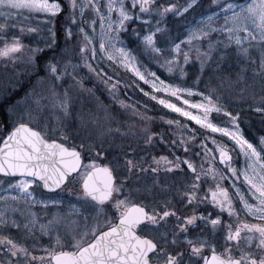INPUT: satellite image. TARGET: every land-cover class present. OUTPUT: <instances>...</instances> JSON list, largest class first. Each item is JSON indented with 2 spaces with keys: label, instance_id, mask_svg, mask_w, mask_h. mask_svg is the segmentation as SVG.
Returning <instances> with one entry per match:
<instances>
[{
  "label": "snow or ice",
  "instance_id": "obj_1",
  "mask_svg": "<svg viewBox=\"0 0 264 264\" xmlns=\"http://www.w3.org/2000/svg\"><path fill=\"white\" fill-rule=\"evenodd\" d=\"M198 8H203L201 0H0V62H6L5 67L22 64L25 69H40L44 49L24 44L20 34L9 35L14 29L16 33L37 31L26 29V20L19 22L25 11L27 19L32 14L43 15L51 25L45 47L56 43L55 17L61 14L67 16L66 43L76 41L62 50L59 58L53 56L46 62L43 76H37L44 87L26 93V106L16 114L6 134L0 135V264H264V136L254 143L244 135L241 114L229 110L222 88L200 91L197 85L188 87L180 79L186 75L183 65L189 61H199L203 69L214 55L227 58L229 46L235 44L237 56L247 66L235 81L221 77L220 83L237 89L233 94L242 101L248 94L255 111L264 117V56L253 59L250 53L257 46L264 52V0H210L199 20L188 23L184 39L172 40L171 50L165 54L158 45L162 25L170 16L186 18L185 14ZM136 22L145 26L132 28V34L142 42L141 55L166 68L173 74L171 78L162 79L146 67L141 70L138 57L121 35ZM105 58L130 68L150 85V91L139 89L145 96L210 130L211 134L199 141L200 151H195L196 129L189 130L178 120L168 121L179 125L176 138L168 139L147 126L150 117L123 100L119 103L131 109L129 119L136 123L113 128L117 121L112 111L97 102L98 107L80 118L85 128L94 125L103 129L101 139L89 135L92 142L85 146L69 145L66 136L64 142L55 137L44 123L47 108L67 114L73 105V87L78 88L77 99L83 92L93 94L84 87L77 69L83 67L95 74L116 101L120 81L113 82L99 66L98 61ZM196 95L201 99L196 100ZM216 133L229 142L212 135ZM117 136L129 141L124 145L127 151L111 157ZM109 137L112 144L107 143ZM135 138L150 146L162 141L168 145L169 155L138 157L131 143ZM236 149L245 158L243 168L236 166ZM101 158L108 163H100ZM146 173L154 177L180 174L185 179L175 187L171 199L164 196L148 205L138 200L148 187H132L133 182L139 185ZM157 183L154 180L151 186L153 195ZM69 185L78 186L77 202L83 211L91 209L82 216V226L73 228L74 243L65 244L57 234L53 244L52 222L40 225L41 239L37 240L35 214L21 211L18 216L17 202L46 204L49 201L37 199L36 189L45 196L71 190ZM202 206L205 210L199 211ZM170 221V229L161 231ZM13 230L23 235H14ZM43 234L49 237L46 245ZM69 246L72 251L64 250Z\"/></svg>",
  "mask_w": 264,
  "mask_h": 264
},
{
  "label": "rangeland",
  "instance_id": "obj_2",
  "mask_svg": "<svg viewBox=\"0 0 264 264\" xmlns=\"http://www.w3.org/2000/svg\"><path fill=\"white\" fill-rule=\"evenodd\" d=\"M176 2H183V0H176ZM201 3L203 5V8H198L197 11L193 12L191 15L185 14L186 18L179 17V19L173 20L171 19L173 17L172 16L169 19H167L166 25H162V27L164 28V31L162 33L157 34L158 35V45L163 47L166 50L165 54H167V52L171 50L170 48L171 41L176 39L177 37H179V40H183L184 35L189 30L188 23L191 22L194 18L195 20L198 21L199 13L203 11L204 9H207L210 6V0H202ZM28 17H29V13L27 11L23 12V15L20 17L19 22H24L26 20L23 26L26 29L36 28L37 29L36 32L24 31L23 33H16L14 29L13 32L10 33L9 35L20 34L22 37V42L24 44L31 45L33 48L39 45L41 48L44 49L43 53H41L39 57V63L42 64L41 66L42 73H40L39 76L42 77L44 65L46 64V62L52 59L53 56H55L56 58H59V54L61 53V51L64 50L66 47L74 45L76 41L69 39L67 40V43H66L65 28L67 26L66 25L67 16L61 14L55 17V29L57 32L56 43L51 48L45 47L44 41L48 37L47 29L51 27V25H49L48 20L43 15L32 14L30 19H27ZM2 22L3 20H0V23ZM12 23L16 24L17 21L14 20L12 21ZM130 25H131V29L129 31H131V35L128 36L127 32H122L121 35L127 47L132 49L134 54L138 57V62L142 65L141 70H144V68L146 67V68L151 69L152 71H156L157 74L162 79L171 78L173 74L168 73L166 68L160 67V65H158L155 62V60H153L146 54L141 55L140 49L142 48V42L137 40V38L132 34V28H141L145 26L141 25L139 22H136ZM97 31H99V26H97ZM219 38L221 40H224V37H219ZM231 46L234 47V49L232 48V50L235 54V57H238L237 56L238 49H236L235 44L230 45L229 48H231ZM250 53H251V56H253L254 53L257 54V56L253 57V59H255L258 56H264V52H261L258 46L250 49ZM220 61L221 59H217V57H215L214 55L212 59L208 61L205 65L211 62H220ZM98 62H99V66L103 67L104 70L109 74V76L113 77V82L119 79L118 75H120L119 74L120 71H118V69H121L125 71L127 74H130L129 79L126 81L122 80V82L119 85L121 87L129 88L131 91L137 90L140 93L144 94L143 92L138 90L141 88L138 83H143V82L139 80V78L135 75L134 72H132L130 68H127L121 64H118L115 61H108L106 58ZM5 63L6 62H0V71H2L1 72L2 75L0 73V102L4 101L5 97L3 96H8L9 94L15 92V88H18V86H16L18 82H14L13 84V81L19 80L18 78L21 76L22 73H26V71H28L29 73V70H30V69H25L22 64H17L15 67L12 64H7V67H5L4 66ZM192 63H196L198 66L201 67V64L199 61H195V60L189 61L188 64L183 65V70L186 73V75L180 77V79L185 81L186 86L188 87H191L194 84L197 85L198 87L199 86L198 78L192 79V80L187 79L188 77L187 67H189L188 65ZM69 71H71V69H69ZM77 71L80 73L84 81H87L88 80L87 77L91 76L94 82L96 81L101 86H104L105 83H103L100 79H98L95 74L89 73L86 68L81 67L77 69ZM176 75H178V73H176ZM238 75H242V74H237L235 75L234 78L236 79ZM35 79L36 80L32 84H30V86L26 88H22L24 89V91L21 90L22 92L18 94V97H16V99H11L13 101L7 104L4 107V109L2 108L1 111H3V114H5V116L3 119H0L4 121V122L1 121L0 123L1 124L0 135L4 134L8 129H10L13 126L15 122L16 114L20 111V109L26 106L25 105L26 93L30 95L33 89L39 92L40 89L44 87V85L38 84L37 77ZM68 83L72 84V80L69 79ZM218 86L224 90L223 96L225 97V102L226 101L231 102L232 100L231 94L236 92L237 89L233 88L232 90H229V88H227L224 84H221L219 81L215 85H209L207 87V90L213 91ZM84 87L87 89H90V87L85 86V84H84ZM136 87H138V89ZM144 88L146 91L151 90L150 85H145ZM77 91H78V88L73 87V105L67 114H64L61 110L54 109L50 106L47 108V110L44 113V123L51 127L52 131L55 133V137L60 138V141L64 142L65 136L67 137L68 143L70 142V139H80L81 138L82 140H84L88 138L89 135L93 137V140L102 138L103 129L97 128L94 125H89L87 128H85L80 118L82 113L86 112L87 110H91L93 108L98 107L97 102H99L100 104H102L103 106L107 107L108 109L112 111V114L114 115L117 121L116 124L111 125L113 128L117 127L119 124L136 123L135 120L129 119V117L131 116V110H129V113L126 114L125 112L127 108H125L124 106L121 105V107L123 108H119L120 110H118V108L117 110H112L111 109L112 106H110L108 103H103L100 100V95L97 94L94 90H93L92 95H90L88 92H83L82 95H80L79 98L77 99ZM160 95H164L166 99L171 98L173 102H178L182 104V102L177 101L175 97H168L167 94H164V93H160ZM245 95H248V94H245ZM145 97L147 98L148 96H145ZM195 99L200 100L201 98L199 95H196ZM121 100L122 99H119L118 102ZM155 103H157L159 106L165 109V113H167L168 115L167 118H171V119L163 118L162 119L164 121L163 125L169 124L168 121L178 120L181 122L182 125H184L185 127H188V124L186 122L190 121L191 123H193L194 126H197V128H199L200 131H202V133L199 134L197 137L196 147H195V151L199 152L200 151L199 141L201 139H204L205 135L211 134V131L201 128V126L197 125L194 120H191V118L183 117L181 114L175 113L173 110L168 109L165 106L159 104L158 101H155ZM191 110L194 112L196 111L195 109H191ZM0 117H1V114H0ZM151 123H152L151 121H147V126L149 128H150ZM171 125L172 127H174V130H172V132H176L179 125H176V124H171ZM45 130L47 131V129ZM85 130L89 132L87 133L85 132ZM263 133H264V130H263ZM212 135H215L217 139H223L225 143L229 142V138L222 137V134L216 133ZM244 135L247 137L245 133ZM261 136H264V135H261ZM259 137L260 136L256 137L255 140L254 141L252 140V141L254 143H257L259 140ZM248 139H252V137ZM107 143L112 144V137L108 138ZM127 143H129L128 140L126 139L122 140L120 137L117 136L115 143L112 144L113 150L111 151V157H116L122 149H125L124 151H127V148L124 147V145H126ZM131 143H132V146L138 150V157H140V153H139L140 151L138 149L140 148V146L138 145L135 146V145L137 143H142V144H139L142 146L143 141L140 140L139 138H135L131 141ZM208 143H209V146H211V142L208 141ZM236 151H237V158H238V163L236 166L243 168L245 166V158L241 153H239L238 149H236ZM182 153L183 152L181 150V154ZM100 161L101 162L103 161L102 163H108V161L103 158H101ZM86 162L87 161H85V163ZM154 180L155 179L150 180V173H146L143 177H141L139 185L133 182L132 187L147 186L149 189L147 192L141 191L140 196L138 197L139 201H142L145 204L151 205L154 200L159 201L164 197V196L159 197L160 194L166 193V189L161 185L160 181H158V183L156 184L155 195H153L151 186ZM69 189L71 190H68V189L58 190L56 191V194H48L45 196H40L39 189H36L37 199H44L46 201H49L46 204L33 203V204L28 205V204H25V202L22 199L17 202V207H18L17 215L18 216L20 215L21 211L23 212L30 211L31 213L35 214V217L38 220V223L36 224V228H35L37 240L41 239L40 225L41 224L47 225L49 222H52L53 224L52 243L53 244L55 243V237L57 234H59L61 236L62 241L65 244H68L72 238L73 228L77 226H82L83 224L82 216H86L91 212V209H89L87 212L83 211L81 205L78 204L77 201L78 199H80L78 186L69 185ZM156 197L160 199L157 200ZM51 200L62 201V203H51ZM13 234L22 236L23 232L16 233V231L13 230ZM29 240H31V237H29ZM48 242H49L48 235L43 234V243L46 245L48 244ZM71 242L74 243V241H71ZM64 250L72 251L73 248L69 246V247H65Z\"/></svg>",
  "mask_w": 264,
  "mask_h": 264
},
{
  "label": "trees",
  "instance_id": "obj_3",
  "mask_svg": "<svg viewBox=\"0 0 264 264\" xmlns=\"http://www.w3.org/2000/svg\"><path fill=\"white\" fill-rule=\"evenodd\" d=\"M202 1V0H201ZM179 3H183V2H179ZM172 17V16H170ZM169 17V18H170ZM168 18V19H169ZM171 19L173 20H177L179 19V17H175L173 16ZM131 29V25L129 26L128 30H127V34L128 36L131 35V31H129ZM61 31V29H60ZM232 48L234 49V47L231 46V48H228V56L227 58L221 59L220 62H211L207 65H205V67H203V69H201L200 66H198L196 63H192L190 65H188L189 67H187V73H188V77L187 79L192 80V79H198V88L200 89V91H205V89H207V87L209 85H215L216 83H218L220 81L221 77H230L232 81H235L236 79L234 78L235 75L237 74H242L241 73V69L246 67L247 65L244 63V60L238 57H235V54L232 50ZM43 53V52H42ZM257 56V54H253L252 57ZM216 57V55H215ZM40 65V69H30L29 73L28 71H26V73H22L21 76L18 78L19 80H14V82H18L16 84V86H18V88H15V92L9 94L8 96H3L4 101L0 102V114L1 117L0 119H3L5 114H3L2 108L4 109V107L11 103V99H16V97H18V94H20V92L24 91V89L22 88H26L28 86H30V84H32L36 79V77L38 75H40V73H42V64L39 63ZM118 71H120V75H118V80L120 81V83L122 82V80L126 81L129 79L130 74H127L125 71L118 69ZM2 71H0L1 73ZM2 75V73H1ZM123 75V76H121ZM251 75V72H249V76ZM87 81H84L85 86H89L90 89H93L97 94L100 95V100L103 103H108L110 106H112V110H120L119 108H123L121 107V104L118 102L119 99H122L123 101H126V103L128 105H132L135 104L136 107L140 110L141 113H145L148 117H150L151 119L149 121H151V125L150 128L152 131L157 132L161 135H164L165 137H167L168 139H174L176 138L175 133L176 132H172V130H174V127H172V125L169 124H165L163 125L164 121L162 120L163 118H167L168 115L167 113H165V109L162 108L161 106H159L157 103H155V101L151 100L150 98H146L144 96V94L140 93L137 90H133L131 91L129 88L126 87H121L119 84L117 85V89H118V93H117V99L116 101H113V99L111 98L110 92L111 90L107 87V85L104 84V86H101L100 84H98V82H94L93 79L91 78V76L87 77ZM139 82V81H138ZM255 82L257 83V85L259 84V79L258 77L255 78ZM140 87L144 88L145 85L143 83H138ZM138 89V87H136ZM233 89V88H232ZM229 89V90H232ZM22 90V91H21ZM139 90V89H138ZM97 95V96H99ZM127 95V97H126ZM232 96V100L230 101H226L225 103H229L230 104V109L232 111L235 112H240V119H241V127L244 131V133L247 135L248 138H251L250 140H255L256 137L264 135L263 130H264V117H262L259 113H257L255 111V105L253 104L252 100L250 99L249 95H245L243 101L241 100V97L238 95H234L231 94ZM118 102V103H117ZM145 105L147 106L145 108ZM129 108L126 109V114L129 113ZM122 111V110H121ZM173 118V117H172ZM167 119H171V118H167ZM2 120H0L1 123ZM4 122V121H2ZM188 124V128L192 129L194 127V129L198 130L197 132L199 134L202 133V131H200L199 128H197V126H194L193 123H191L190 121L186 122ZM1 126V124H0ZM88 130V129H86ZM85 132H89L86 131ZM92 141L88 140L87 138L82 140L80 139H70V142L68 143L69 145L72 144H81L84 143L85 146H87L88 143H91ZM142 143H137L135 146H140L139 149V153H140V157H145L150 159L152 156L155 155H168L170 152V149L168 147L167 144H165L162 141H154L153 145H145L143 143V145H139ZM125 149H122L120 152L124 151ZM181 154V153H180ZM183 154V153H182ZM103 162V161H102ZM100 161V163H102Z\"/></svg>",
  "mask_w": 264,
  "mask_h": 264
},
{
  "label": "flooded vegetation",
  "instance_id": "obj_4",
  "mask_svg": "<svg viewBox=\"0 0 264 264\" xmlns=\"http://www.w3.org/2000/svg\"><path fill=\"white\" fill-rule=\"evenodd\" d=\"M152 179L160 181L161 185L166 189V193L160 194L159 197L167 196L168 198L171 199L173 197V195L175 194V187L178 186L179 183L185 179V177L183 175H180V174L173 175L172 173H168L166 175L164 173H161V174H159L158 177H154V175L150 173V180H152ZM230 183H231V181L226 182V184H230ZM176 198L177 199L179 198L178 194H176ZM156 199L158 200L160 198L156 197ZM204 210H205V208L203 206L199 209V211H204ZM208 210L211 211V208L209 207ZM171 223L172 222L170 221L167 225H163L160 230L163 231L165 229V227L170 229ZM202 227H203V225H202Z\"/></svg>",
  "mask_w": 264,
  "mask_h": 264
},
{
  "label": "water",
  "instance_id": "obj_5",
  "mask_svg": "<svg viewBox=\"0 0 264 264\" xmlns=\"http://www.w3.org/2000/svg\"><path fill=\"white\" fill-rule=\"evenodd\" d=\"M4 134H6V132L4 133ZM3 135V134H2ZM62 142V141H61ZM45 192H47L48 190H44ZM56 191H58V190H56Z\"/></svg>",
  "mask_w": 264,
  "mask_h": 264
}]
</instances>
